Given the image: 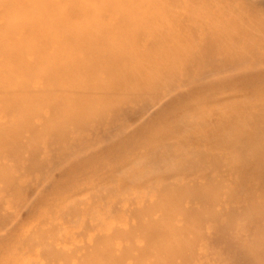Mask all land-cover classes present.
Instances as JSON below:
<instances>
[{
  "label": "rangeland",
  "instance_id": "1",
  "mask_svg": "<svg viewBox=\"0 0 264 264\" xmlns=\"http://www.w3.org/2000/svg\"><path fill=\"white\" fill-rule=\"evenodd\" d=\"M6 1L0 0L1 8ZM99 1L43 0L54 4L49 17L75 5L80 11L93 10L81 17L69 15L71 24V18L76 24L100 19L106 20L103 25L120 23V33L128 28L134 35L120 34L131 38L125 37L126 46L163 65L147 70V79L140 75L129 80L126 85L143 81L145 88H137L125 101L105 99L106 106L115 102V108L101 117L93 113L62 124L58 118L67 116L57 114L42 127L37 118H25L41 136L25 133L18 147L1 144L0 264H164V245H179L180 240L190 242L187 254L199 257L194 264H264V224L251 223L264 213L250 210L264 203V0H162L165 5L149 0L150 6L148 0ZM91 2L96 4L91 7ZM116 2L119 7L137 6L130 13L121 8L123 15H135L130 17L134 23H122L125 17ZM108 4L116 7L109 8L113 13ZM169 5L181 15L172 16ZM100 6L107 9L105 15L95 14ZM143 6L149 10L140 9ZM14 9L0 10V23L19 17ZM161 13L166 14L164 20ZM161 41L170 44L169 50ZM172 43L177 46L172 45L173 51ZM0 45L14 49L22 42L2 39ZM10 60L7 55L0 64ZM124 61L113 76L121 74L128 64ZM141 64L133 62L138 68ZM12 73L15 78L21 75L18 70ZM93 99L92 110L103 102ZM34 100L19 102L45 117L51 111L40 108L43 101L57 98ZM82 113L70 111L69 116ZM4 116L19 120L15 112ZM9 148L24 151L14 155L7 153ZM253 196L256 200L249 205ZM257 251L255 258L241 256Z\"/></svg>",
  "mask_w": 264,
  "mask_h": 264
},
{
  "label": "bare ground",
  "instance_id": "2",
  "mask_svg": "<svg viewBox=\"0 0 264 264\" xmlns=\"http://www.w3.org/2000/svg\"><path fill=\"white\" fill-rule=\"evenodd\" d=\"M122 1L125 2V0H122ZM131 1H135V0H131ZM99 2H101V0ZM110 2H111V0H109V4L113 3V2H111V3ZM129 2H130V0H129ZM143 2H146V1L143 0ZM160 2L163 3L162 0ZM66 3H67V1L65 2V4ZM116 3H118L117 6L120 5L119 2H116ZM116 3H115V5H116ZM132 3H131V6H133ZM136 3H138V2H136ZM148 3H149V0L146 3V5L150 6V4H148ZM170 3H172V2H170ZM61 4H62V2H61ZM90 4H92V2ZM93 4L91 7H93ZM109 4H108V9L110 8L112 10V8L114 6L109 7ZM125 4L122 3V6H120V7L118 6V8H120L118 10L121 11L122 7L126 8L127 6ZM4 5L5 6L2 8L0 6V10L15 7L14 10L18 11L19 12L18 14L20 16L17 18L5 20L3 23H0V41L2 39L8 40V41L9 40H15L18 42H22V45L18 48H14V49L7 47L6 45L5 46L0 45V59L7 56V55L11 56V59H12L8 62L0 64V115H3V117H5L4 115L9 114V112H12L13 114L15 112V115H17V117L19 118V120L12 121V120H10L9 117L3 118L2 116H0V118H3V121L0 120V146L3 145V147H11L12 144H15V146L18 147V144L16 145V143H17V141L21 143L20 137L22 135H24L25 133H27L29 135L28 136L29 138L34 137L36 135L41 136V132H39V128H36L35 125H31L29 127L28 122L26 121V120H30V119L32 120L33 117L37 118L40 121L39 125H41V127L43 126V124L47 123L48 120L53 119V118H51V116H54L57 114H62L63 116H65V115L67 116V118H65V117H59L58 118V120L62 119L61 120L62 124H63V122L67 123V121H73V120L76 122L77 120H79L83 117L88 118L93 113H95L94 115L101 117L106 112H108L109 109L112 110L115 108V104H114L115 102L112 104H109V105L107 103V106H108L107 107L104 104L105 99H107V98L110 100L114 99L115 101L117 100L116 102H119L120 99L121 100L123 99L125 101L127 96L136 92L137 88H139V89L145 88L144 87L145 84L143 81L141 83L126 85V84H129L128 83L129 80L133 81L134 77L140 76V75L145 76L147 79L148 75L150 74L149 69L151 67L163 65V62H149V59H147L145 57V55H140L137 53V51L133 52L134 50H133L132 46H131V48L128 45L126 46L125 45L126 43L124 41L127 38V36L125 34L126 33L131 34V36H130L131 38L134 35H132L133 33L130 31V29L128 30V28H127V30L125 31V28H124V31L126 32L124 34V36L126 38L123 37V35L121 37L120 34H123L124 31H123V33H120L122 31L119 32V30H117L116 26H118V24H120L118 22H117L118 24L116 26H115L116 23L114 22L115 24H113L111 21H110L111 23H107V24H111V25H103L104 23L106 24V22H105L106 20L102 23L101 22L102 19L96 21V19H98L96 17V19L94 20L96 22H87V23L85 22V24L82 22L81 23L78 22V24H76L77 21L74 20V18H75L74 16L75 15L77 16V14L80 15V17H81V14L87 15V14H89L88 9L83 11V8H82V11H80L81 9L78 7L76 8L75 7L76 5L75 6L71 5L73 7H71L70 9L67 8V10H65V9L60 10L61 12H59V13L57 12V14L55 16L49 17V12L53 8L54 4L45 3V2H43V0H8V1H6V3H4ZM56 5H58V4H55V6ZM104 5H106V4L104 3ZM123 5H125V6H123ZM154 5H156V4H154ZM162 5H165V3H163ZM61 6L63 7V4ZM159 6L161 7V5H159ZM159 6H158V8H160ZM102 7H103V5H102ZM102 7L100 8V10L99 9L96 10L93 8L94 10H96L98 12L102 11L101 13L95 12V14H98V16L100 14L105 15L104 12H106L107 9L105 8V11H103ZM135 7H137V6L135 5ZM135 7L131 8V9L126 8V10H128L127 12L130 13L132 11V9H135ZM179 7H181V6H179ZM86 8H87V6H86ZM114 8L116 9V7H114ZM141 8L143 9L144 6L140 7V9ZM152 8H150V11ZM171 8H172V6L169 5V7H168L169 10L167 8L164 10L170 11ZM136 9H138V8H136ZM145 9L146 8H144L143 10H145ZM147 9L149 10L148 7H147ZM156 9L157 8H155V10ZM31 10H36V11L42 10L43 13H41L39 15H30L29 12ZM164 10L163 11L161 10V11L164 13L168 12V11L165 12ZM65 11H67V12L65 13ZM92 11L93 10H91L89 12H92ZM120 11H119V14H120ZM158 11H160V10H157V12ZM121 12H122L121 14L123 15L124 11H121ZM136 12L138 15L141 14V13L140 14L138 13L139 11H136ZM144 12H147V11H144ZM174 12L170 11V14L173 16ZM179 13L181 15V12H178L176 14L179 15ZM121 14L119 16H122ZM170 14H169L170 18H168L169 20L172 19L171 18L172 16H170ZM176 14H174V16ZM3 15H4V11L3 12L0 11V19L2 18ZM69 15L74 17V18H71V19H73L72 21H74V24L67 22L68 17H70ZM106 15H109V14H106ZM124 15L122 16V19H123V17H125L123 19L124 21L123 22L121 21L122 23H124V25H126L125 22L129 23V24L134 23V20H133L134 17H133V19L130 17L135 16V15H132V14H129V16H126V15L124 16ZM152 15H153V11H152ZM160 15H162V13ZM165 15L166 14L161 16V18L163 20H164L163 17ZM119 16H118V18H119ZM144 16H146V14H144ZM144 16H142V17H144ZM80 17H78V18H80ZM126 17L128 20H125ZM147 17H149V15ZM150 18H152V17H150ZM144 19H145V17H144ZM178 19H179V16H178ZM109 20H110V18H109ZM135 20H137V19H135ZM139 20H138V22H139ZM141 20H140V25L143 24V23L141 24V22H144ZM148 20L150 21V19H148ZM174 20L176 21L177 19H174ZM174 20H173V23L175 22ZM149 21H148V23H149ZM162 21L159 20V22L161 24H163ZM184 21H188V20H184ZM151 22L154 23L153 21H151ZM166 22L168 23V21H166ZM198 22H200V21H198ZM167 23H166V25H167ZM153 25L158 27V24L157 25L153 24ZM153 25H152V27H154ZM168 26H170V25H168ZM122 27H123V25H122ZM172 27H173V25H172ZM188 27H189V25H188ZM165 28H167V27H165ZM165 28H163V29L165 30ZM121 29H123V28H121ZM154 29H155V27H154ZM172 29H170V30H172ZM263 30H264V28H263ZM135 31H137V30H135ZM165 31L167 32V30H165ZM250 31H252L251 28H250ZM239 32H240V30H239ZM262 32L264 33V31H262ZM262 32H260V33L262 34ZM190 33L192 34L193 31ZM206 33H207V31H206ZM137 34H138V32H137ZM166 34H169V33L167 32ZM203 34H205V33H203ZM141 35H143V34H140V36ZM193 35H195V33L192 34V37L194 40ZM140 36H137V37H140ZM182 36H185V35L183 34ZM186 37L188 38V36H186ZM203 38H204V36H203ZM208 38H209V36H208ZM130 39L127 38L126 40L130 41ZM176 39H179V38H176ZM183 39H181V43H183L182 42V41H184ZM211 39H212V37H211ZM226 40H227V38H226ZM234 40H235V38H234ZM179 41H180V39H179ZM154 42H153V45H151V47L155 46L154 44H156V41L154 40ZM172 42L174 43V41H172ZM176 42H178V41H176ZM185 42L186 41H184V43ZM158 43H160V44L163 43L164 45L163 44H161V45H163L164 47L167 45L168 50H169L170 40H169L168 44H167V42H164V41H161ZM173 43L171 44V49H172ZM122 44H124L125 47ZM148 44H152V43L149 42ZM190 44L193 45L194 43H192V41H191V43H189V45ZM131 45H132V43H131ZM135 45H136V43H134V46ZM157 45H156V48L158 47ZM218 48H219V46H218ZM131 50H132V52H131ZM157 51L159 52V50H157ZM172 51H173V49H172ZM194 52H195V49H194ZM143 53H144V51H143ZM188 55H189V53H188ZM215 55H216V53H215ZM14 57H17L18 59L14 58ZM163 57H161V60H162V58L163 59L166 58L165 55ZM171 57L167 56V58H171ZM124 59H126V61H127L126 63H128V64L126 65V67L123 70L120 71L121 74L119 73V75L115 74L116 76H113L117 70H118L117 72H119L118 66L120 64H122L123 62H125ZM139 59L142 61L141 66L139 68H138V66H133V62L137 63L140 61ZM171 59H173V58H171ZM178 59H180V57H178ZM189 61H190V59H189ZM40 63L42 64V66L39 67V69H38L37 65L39 66ZM165 64H166V62H165ZM122 68H123V66H122ZM17 70L19 71V74H21V75H18L20 77L15 78L12 71L15 72ZM147 70H149V71H147ZM172 71H174V70H172ZM112 72H114V73L112 74ZM101 75H103V77ZM11 76H14V77H11ZM71 79H76V81L74 82ZM38 81H41V82H38ZM33 83L38 84V85L34 86ZM47 84H48V86H46ZM109 85H110V88H107ZM42 87H45L46 90H45V88H42ZM116 90H119V92H121V93L120 94L116 93L115 92ZM47 97H51L52 99L57 98V101L51 100L52 101L51 102L49 100H44V98H47ZM82 97L83 98L88 97V98L84 101V99ZM81 98L83 100H81ZM93 98L96 99V103H97V100H98V103L101 100H103V102L100 104L99 107L97 106V108L92 110L91 103L94 102ZM33 99H35V100L38 99L41 101L44 100L43 103L45 105L41 106L40 108L42 109L43 107H48L51 111V113L49 112V116L44 117L40 113V110H35L34 107L31 109H28V106L26 105L25 102L29 101V100H33ZM20 100H24L25 101V102L23 101L24 104H20V102H19ZM35 107H38V106H35ZM40 108H37V109H40ZM70 111H73V113H77V112L82 113L83 112V113H87V114L82 113V114L76 115V116H69ZM7 118L9 120H7ZM25 118H26V120H25ZM58 120H57V122H58ZM84 122H85V120H84ZM58 124H60V123H58ZM1 126H3L4 128ZM55 126H57V125H55ZM12 127L17 131L16 134L9 132L10 128H12ZM14 129H11V130L13 131ZM47 131L45 133H47ZM50 131L55 133L54 130H50ZM43 139H44V137H43ZM52 139L54 140V138H52ZM55 140H56V138H55ZM57 142H58V140L56 141V143ZM63 145H66V144H63ZM63 145H61V147ZM5 150L7 151V153H9V154L13 153L14 155L15 154L22 155L21 153H23V151H24V150H18V148L17 149L15 148V150H14V148H9V150H7V149H5ZM13 154H12V156H13ZM193 187H195V186H193ZM196 192H197V189H196ZM261 197L264 198L263 193H261ZM255 200H256V197L254 198V196H253L250 200L249 205H251V201H252V204H254ZM259 202L256 203V205H254L255 207L254 208L252 207L250 210L255 209V212L261 211L262 213H264V203L260 204ZM203 208H205V207H203ZM201 215H202V213H201ZM212 217H214V216H212ZM251 223L253 226H256V224H257V227L259 225L262 226L264 224V217H262L260 219L257 218L256 220L254 219L253 222H251ZM186 237H187V235H186ZM175 239L176 238L174 237V240ZM260 240L264 244V237H261ZM179 242H180L179 245L173 244L170 246L169 243H166L164 245L165 247H163V249L165 251L162 252L164 254V259H165L164 264H188L189 262L194 264L197 261V258H199V257H196L195 253L194 254L193 253L187 254L184 251L185 245L190 244V242H188V241L183 242V240L182 241L180 240ZM235 245H237V243ZM176 247H178V248H176ZM99 252H100V254H102V256L105 255L104 254L105 251L99 250ZM140 253L143 254L141 251H140ZM109 254H111V253L109 252L106 255H109ZM258 254L259 253L257 251L255 253H252L251 255L244 253L241 256L243 258H245L246 260H248L249 258H255V256H259ZM108 257H110V256H108ZM119 258H122V256H120ZM173 261H174V263H173ZM150 262H151V260H150ZM117 264H119V263H117ZM245 264H247V263H245Z\"/></svg>",
  "mask_w": 264,
  "mask_h": 264
}]
</instances>
